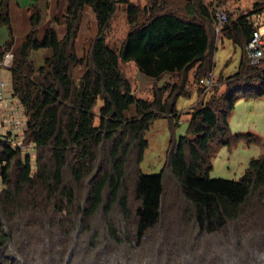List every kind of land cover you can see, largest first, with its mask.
Returning a JSON list of instances; mask_svg holds the SVG:
<instances>
[{"label": "trees", "instance_id": "trees-1", "mask_svg": "<svg viewBox=\"0 0 264 264\" xmlns=\"http://www.w3.org/2000/svg\"><path fill=\"white\" fill-rule=\"evenodd\" d=\"M31 1L32 29L9 70L25 115L23 144L36 156L33 168L29 154L0 138V264H264V147L238 180L209 176L217 148L257 141L232 134L229 116L237 100L264 97V65H252L245 50L249 18L264 2L228 16L220 30L240 50L236 71L186 112L187 128L171 136L162 170L146 175L145 132L159 118L177 127L179 98L193 85L202 94L199 79L212 72L215 8L203 0H62L64 35L49 28L40 38L41 12ZM122 4L128 32L112 48L107 35ZM86 6L98 32L79 59ZM9 23L1 0L0 27ZM11 44L0 47V62ZM41 48L52 54L35 68L29 55ZM121 63L169 80L138 98Z\"/></svg>", "mask_w": 264, "mask_h": 264}, {"label": "rangeland", "instance_id": "rangeland-1", "mask_svg": "<svg viewBox=\"0 0 264 264\" xmlns=\"http://www.w3.org/2000/svg\"><path fill=\"white\" fill-rule=\"evenodd\" d=\"M140 6H145L148 0H129ZM210 8H221L227 12L230 17L239 16L245 12L253 9L254 3L264 2V0H203ZM83 15V13H82ZM82 19V18H81ZM86 16H84V19ZM255 26L258 27L261 33H264V10L257 13L252 18ZM88 22V20H87ZM81 23V21H80ZM89 22L86 23L88 28ZM80 27V24H79ZM222 27V26H221ZM215 31V51L213 52V73L214 76H221L226 78L236 71V67L240 58L239 48L234 47L232 42L226 38H223V32L221 29ZM79 31V30H78ZM128 32L127 20H126V5L122 4L117 7L115 15L113 16L107 35V42L110 47L117 48L124 39ZM86 42V41H85ZM85 46V44H84ZM83 46V49H84ZM89 48V46H88ZM88 50V49H87ZM120 69L125 77L128 78L133 86L134 93L140 98L150 99L154 87L163 85L169 80L166 75L160 81L155 82L148 90L144 89V84L139 79L138 71L134 64L121 63ZM2 77L4 80L8 76V70L2 69ZM221 79V78H216ZM139 82V83H138ZM172 82V81H171ZM160 84V85H159ZM220 86V84L218 85ZM197 87L193 85L192 91ZM212 89L207 93L206 98L211 95ZM196 92H193L189 97H181L177 102V109L180 115V122L177 127H171L170 122L166 118H159L154 121L152 126L145 132V139L148 142V146L144 152L142 161L139 168L143 174L152 175L158 174L163 168L166 150L171 136L176 138L183 135L188 124V115L186 112L190 111L195 106H198L201 102L200 94L196 96ZM100 105V102H99ZM2 110V109H1ZM23 119V117H21ZM3 119V114L0 116V121ZM2 124V123H1ZM229 129L232 134H253L256 136L257 141L251 144H246L243 141H239L235 146L231 148L223 146L217 148L215 155L212 159V169L209 173L212 179H226V180H238L243 174L247 163L250 159L257 158L263 152L264 147V97L258 99H239L234 105L233 110L229 116ZM23 156L29 154L32 161V167L34 168V159L36 152L33 145H24L21 148ZM171 186L174 183L171 182ZM0 183V190L2 189ZM172 197H168L167 200L171 201L173 197H176L175 191H171Z\"/></svg>", "mask_w": 264, "mask_h": 264}, {"label": "crops", "instance_id": "crops-1", "mask_svg": "<svg viewBox=\"0 0 264 264\" xmlns=\"http://www.w3.org/2000/svg\"><path fill=\"white\" fill-rule=\"evenodd\" d=\"M8 4H9L10 27L6 25L0 27V47L4 46L9 41H12L11 49L7 51L5 55L9 52L13 54L14 50L26 39V37L28 36L29 32L32 29L31 16L33 13V10L31 8V4H32L31 0H8ZM36 5L38 6L41 12V20L37 31L39 37L41 38L45 33V31L49 28L55 29L58 37H62L66 30L65 21L63 18L66 4L62 0H37ZM260 12H263V10ZM84 16H86L85 20H83ZM55 19H58V21H55ZM87 20L89 22L88 28L86 27V23H88ZM97 32H98L97 21L94 16V13L90 7L86 6L83 10L82 19H81L79 31L77 32V38L75 42V51L79 59H84L88 46L90 45L92 39L96 36ZM51 54H52V50L50 48H41L38 50H33L30 52L29 60L32 62L35 68H39L40 66H42L45 59L49 57ZM2 60L0 62V82H3L5 86L3 91L4 98L9 102V107L11 108L13 115L17 118L23 117V119L22 118L21 119L24 120L25 122L24 110L20 105L19 101L12 96L11 71L9 70V66L2 65ZM129 64H133V63H129ZM2 69H7L9 73L5 80L2 77V72H1ZM83 70L84 68L81 65H77L73 68L72 75L77 78L81 77L83 74ZM212 71H213V67H212ZM135 73H138L139 79H141V81L143 82L144 89L145 91L147 90L146 92L147 95L149 88L152 86V84L155 83L154 80L151 77H148L139 71H136ZM215 77L223 78L221 76L219 77L215 76ZM193 92H196V90L192 91L189 96H191ZM137 95L136 97H138ZM197 95L198 94L196 92V96ZM201 96L202 94H200V98ZM142 99H147V98H142ZM1 109L2 108L0 106V116L2 114ZM1 123L2 121H0V138L10 139L9 137H11V133L8 132L7 129ZM18 137L19 139L22 138L23 140V133L20 134Z\"/></svg>", "mask_w": 264, "mask_h": 264}, {"label": "built area", "instance_id": "built-area-1", "mask_svg": "<svg viewBox=\"0 0 264 264\" xmlns=\"http://www.w3.org/2000/svg\"><path fill=\"white\" fill-rule=\"evenodd\" d=\"M216 26L215 30L227 22L228 13L223 11L221 8H215L213 10ZM252 17L249 18L250 22L253 25L252 33L245 44V50L248 55V58L252 65L254 66H263L264 65V33H261L257 26L254 25ZM13 54L11 52L7 53L3 60L2 65L10 66L12 61ZM203 88V93L201 96V101L203 102L206 99L207 93L216 85V80L213 71L210 72L207 76L199 79L198 83ZM4 83L0 82V106L2 108V124L11 133L10 139H7L8 142L13 147H19L20 149L23 144L22 138L19 139V135L23 133L25 127V122L21 118H17L13 115L11 108L9 107V102L4 98Z\"/></svg>", "mask_w": 264, "mask_h": 264}]
</instances>
